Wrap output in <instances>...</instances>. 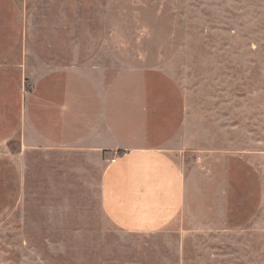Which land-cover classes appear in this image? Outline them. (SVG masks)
<instances>
[{
	"label": "rangeland",
	"instance_id": "rangeland-1",
	"mask_svg": "<svg viewBox=\"0 0 264 264\" xmlns=\"http://www.w3.org/2000/svg\"><path fill=\"white\" fill-rule=\"evenodd\" d=\"M93 86L178 99L170 225L118 226L112 155L52 130ZM263 182L264 0H0V264H264Z\"/></svg>",
	"mask_w": 264,
	"mask_h": 264
},
{
	"label": "crops",
	"instance_id": "crops-1",
	"mask_svg": "<svg viewBox=\"0 0 264 264\" xmlns=\"http://www.w3.org/2000/svg\"><path fill=\"white\" fill-rule=\"evenodd\" d=\"M82 87L63 104L51 105L62 117L52 130L60 128L63 138L76 130L78 145L112 155L102 177V201L118 226L143 232L170 225L184 209L188 191L185 171L167 146L181 123L178 99L154 97L150 103L148 86L146 96L135 100ZM150 112L159 114L155 125Z\"/></svg>",
	"mask_w": 264,
	"mask_h": 264
}]
</instances>
